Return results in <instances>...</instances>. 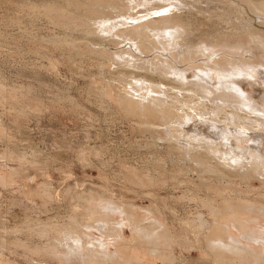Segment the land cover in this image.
I'll list each match as a JSON object with an SVG mask.
<instances>
[{
	"label": "rangeland",
	"instance_id": "374dc122",
	"mask_svg": "<svg viewBox=\"0 0 264 264\" xmlns=\"http://www.w3.org/2000/svg\"><path fill=\"white\" fill-rule=\"evenodd\" d=\"M104 1L0 0V264H65L53 255L46 257L35 254L36 248L59 240L64 231L71 230L76 236L84 224H93L87 212L89 207L102 201L112 200L120 208L128 206L130 210L145 215L149 214L148 208L153 209L161 218L167 216L166 219L177 231L173 215L157 208L162 209L166 201L176 210L182 211L183 207L177 198L183 196L181 189L187 184L177 188L174 179L162 177L158 185H151L147 179L134 177L136 167L145 166L167 151L162 145H148L153 136L139 127L140 120L146 118L125 114L118 103L115 88L107 90L110 85L103 80L106 75H103V60L91 55L95 40L85 39L82 35V32L88 31L86 27L93 25L92 22L98 16L97 9H103ZM206 1L199 4L192 0L191 4L210 8L209 11L201 13L198 6L191 7L192 13L184 18L192 23L194 32L201 30L199 36L206 35L211 29L221 34L231 31L235 34L234 28L243 29V16L229 8L231 0H216L212 5ZM64 9L68 12H63ZM75 9L79 12L76 10L78 14L74 15ZM143 9L139 7L135 10ZM60 11L65 15H59ZM258 13L264 17L263 12ZM82 17L86 19L85 22ZM221 19L224 20L221 22ZM256 21L263 22L260 29L264 32V20L256 18ZM60 22L66 23L67 27H62ZM232 23L236 25L232 26ZM74 24H78L79 28H75ZM214 24L216 27H213ZM259 45L262 49L256 50L255 56L246 54L244 57L259 58L263 65L258 68L249 65L254 69L244 65V70L247 69L245 74L239 75V78L236 76L242 81L239 85L247 95V98L242 97L252 106L240 102L224 103L221 100L205 102H208L209 107L227 105L226 110L236 111L231 112V115L221 111L223 114L216 116V119L221 120L222 115H225L223 123L212 124L213 129L216 128H209L208 132L212 131L209 133L223 136L226 141L230 138L226 132L236 133L239 130L242 133V122L252 123L249 127L251 130H245L240 141L232 135L233 141L248 149L259 144L264 151V46ZM213 57L217 58L218 55ZM212 72L213 78L206 83L222 90V86L229 82H219L221 77L218 68ZM113 83L118 86L117 82ZM169 86L172 89L171 85H163L172 93L174 89L171 90ZM214 93H210V97H215ZM159 96L166 98L164 94ZM199 100V97L193 98L191 106H196ZM255 104L258 110L253 108ZM208 106L198 109V112H208L209 118V114L213 113ZM240 114L242 120H237L236 115L239 118ZM230 117L235 118L237 125L232 123ZM158 140L162 144L163 140ZM238 154L235 155L237 159H244ZM234 186L263 189L258 180H251L248 184L222 186L225 190H222L221 185V188L211 185L203 188L205 193L202 194L214 198L217 193L215 199L224 196L225 199L228 196L254 199L255 195L235 192ZM192 205V211H196L197 203L192 202ZM201 211L208 215L207 209ZM114 217L113 222L121 218ZM113 225L116 226L113 223L111 227ZM45 226L52 227V230H45ZM121 228L122 237L110 245L111 253L120 256L119 264H124L125 260L135 264L248 263L239 260L222 263L215 262L213 258L208 259L205 248L198 247L194 238L191 241L197 245L190 247L173 243L171 256L167 259L152 256L134 226L123 225Z\"/></svg>",
	"mask_w": 264,
	"mask_h": 264
},
{
	"label": "bare ground",
	"instance_id": "6f19581e",
	"mask_svg": "<svg viewBox=\"0 0 264 264\" xmlns=\"http://www.w3.org/2000/svg\"><path fill=\"white\" fill-rule=\"evenodd\" d=\"M191 1L105 0L103 9L100 7L101 10L97 9L98 16L92 22L93 25L86 27L87 32H82L85 39L95 40L94 46H99L91 48L93 51L91 55L103 60V75L106 74L103 80L112 87H107V90L115 88L118 103L125 114L138 116L140 119L141 116L143 119L146 118L138 123L140 128L153 136L148 145L157 147L162 145L167 151L165 155L147 162L145 166L134 167L136 171L134 177L145 181L147 179L151 185H158L157 182L162 177L174 179L177 188H182L179 186L184 183L187 184L181 189L183 196L177 198L183 207L182 211L176 210L166 201L162 209L157 208L159 211L173 215L177 231L172 228L171 223L166 219L167 216L161 218L153 209L148 208L149 214L145 215L130 210L128 206L120 208L115 204L116 202H111L112 200L102 201L98 205L89 207L87 212L89 214L87 217L92 219L93 224L83 223V229L78 231L76 236L71 230L64 231L60 234L62 238L36 248L35 254L46 257L53 255L65 264L78 262L119 264L120 256L111 253L110 245L122 237L121 227L130 225L136 228L138 236L142 237L146 249L152 256L169 258L173 243L185 247L198 244V247L205 248L208 259L213 258L215 262L233 263L239 260L241 263L248 262L246 264L264 263V151L259 144L252 145L253 147L248 149L233 141V137L240 141L244 131L251 130L249 127L252 123L242 122L240 126L243 128L242 133H239V130L238 133L228 130L231 133L226 132L230 137L226 141L223 136L209 133L212 132H208L209 128L214 127L212 124L223 123L225 115H222V121L216 119V116L223 114L221 111H227L230 115L233 111L226 110L227 105L215 104L211 107L207 105L209 101L221 100L224 103L240 102L252 106L244 100L247 95L239 85L242 81L236 79V76L239 78V75L245 74L247 69L244 70V65L245 67L252 65L255 68L263 65L259 58L245 57L246 54L255 56L256 50L261 48L259 44L264 46V32L260 29L263 22L256 21V18L264 20L263 15L258 13L259 11L264 13V0H231L229 8L237 11L239 16H243V29L234 28L235 34L233 31L221 34L213 29L206 34L205 29L206 35L202 36H199L201 30L200 33L194 32L192 23L184 18L192 13L191 7L198 6L197 9L201 13L209 11L210 8L191 4L193 2L200 4L205 0ZM206 2L212 5L216 0ZM139 7L144 9L136 11L135 9ZM185 7L189 10H185ZM76 10L79 12L75 9L74 15L77 13ZM63 12L68 11L64 9ZM63 12L60 11L59 15H65ZM99 19L101 20L98 22ZM84 20L86 19H83V22ZM223 20L221 19V22ZM53 21L58 22L57 19ZM59 24L67 27L66 23ZM84 24L86 26V23ZM231 25L235 26L236 23ZM74 27L79 28V25L74 24ZM213 27L216 25L214 24ZM210 57L213 58L209 59ZM216 68L219 69L221 77L219 82H229L222 86V90H217L206 83L209 79L211 81L212 71ZM232 80L234 82H231ZM113 82H117L118 86ZM163 85L167 87L171 85L173 92L170 93L171 91ZM212 92H215L213 98L210 97ZM161 94L166 98L159 96ZM242 95L245 97L243 98ZM195 97L200 98V103L192 107L191 102ZM262 97L264 98V94ZM168 98H172V101H167ZM181 103L182 105H179ZM206 105L213 113L209 114V118L208 112H198V109L207 108ZM253 108L259 109L256 104ZM237 116V120H242L241 114L239 118ZM230 119L234 125H237L235 118L230 117ZM158 138L163 140L162 144H159V140L157 142ZM238 153L244 159H237L235 155ZM251 180H258L263 189H243L235 186L233 188L235 192L237 190L255 195L254 199L245 196H234L235 198L228 196L225 199L224 196L218 201L217 197L215 199L217 193H213L214 198L207 196L209 194L206 196L202 194L205 193L203 188L211 185H218L221 188L230 184L236 186L237 183L248 184ZM223 189L225 190L222 187ZM216 191L217 189L214 192ZM233 193L234 191L232 195ZM192 202L197 203L196 211H192ZM203 208L207 209L208 215H204L201 211ZM114 215L121 217L120 220L116 218L119 221L113 222ZM113 223L116 226L111 227ZM51 228L44 227L45 230ZM87 238L89 241L86 240ZM191 238H194L197 244L192 242ZM133 263L131 260L124 261V264Z\"/></svg>",
	"mask_w": 264,
	"mask_h": 264
}]
</instances>
